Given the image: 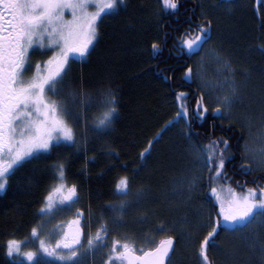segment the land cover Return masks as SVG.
Listing matches in <instances>:
<instances>
[{
    "label": "trees",
    "instance_id": "trees-1",
    "mask_svg": "<svg viewBox=\"0 0 264 264\" xmlns=\"http://www.w3.org/2000/svg\"><path fill=\"white\" fill-rule=\"evenodd\" d=\"M226 12L232 14L228 16ZM207 20L211 21L207 45L236 57L242 51H250V58L260 67L264 65V52L257 50L258 46L264 47V3L257 0H179L175 11L162 10L161 0H125L119 14L102 16L91 55L83 61L74 60L60 86L63 95L80 91L85 94L83 98L77 96L74 115L69 119L79 151L77 146L54 149L25 163L10 176L6 191L0 193V264H23L7 255V242L27 241L31 237L32 227L40 223L38 213L45 197L59 180L57 165L61 163L65 165L63 182L77 187L79 201L75 209L85 214V223L91 215V227L85 229L91 234L100 222L109 225V234H115V213L108 205L122 201L129 205L135 194L155 193L161 178L176 171L187 143L198 147L210 139H228L229 155L223 176L213 186L240 191L264 187V171L241 167L245 163L242 125L225 122L210 109L204 120L190 116V129L184 119L165 127L177 111L175 92H189L192 108L193 97L200 95L193 74L189 83L183 79L186 67L193 69L200 49H182L181 39L188 38L184 33L190 25L206 24ZM153 42L160 45L158 53L152 52ZM108 89L116 97L117 112L109 128L97 131L98 119L106 111L103 93ZM162 130L159 142L153 143L150 154L142 159L140 153ZM208 175L207 172L203 187L210 193ZM121 177L129 179L127 197L116 193L115 185ZM205 197L210 203L211 198ZM210 207L214 219L217 206L212 202ZM139 215H145V211ZM225 237L221 231L215 247L208 250L213 264L219 263V245L226 246ZM173 241V253L177 255L182 250L180 238L175 236Z\"/></svg>",
    "mask_w": 264,
    "mask_h": 264
},
{
    "label": "snow or ice",
    "instance_id": "snow-or-ice-1",
    "mask_svg": "<svg viewBox=\"0 0 264 264\" xmlns=\"http://www.w3.org/2000/svg\"><path fill=\"white\" fill-rule=\"evenodd\" d=\"M257 2L264 3V0ZM161 3L164 11H175L179 7V0H161ZM124 4L125 0H0V193L6 191L10 176L25 163L38 160L42 154L61 147L77 146L79 151L69 119L74 115L72 108L76 106L77 96L83 98L85 94L80 91L63 95L60 86L70 71L73 58L83 61L91 55L99 35L102 14H119ZM66 13L70 18H66ZM210 27V20L206 24L190 25L184 33V37L188 38L181 39V48L189 52L202 48L210 39ZM192 33L196 34L190 35ZM151 49L153 53H158L159 43L153 42ZM49 51L52 55L47 60L33 62V55H46ZM223 64L228 75L218 85L224 88L227 84V93L217 96V106L211 109L212 114L222 120L231 115L233 105L239 100L232 79L234 69L228 61ZM192 74V67H186L185 83L191 81ZM103 96L102 104L106 111L98 119L97 131L109 128L117 112L116 97L112 91L106 90ZM189 96L186 91L174 93L177 111L175 117L167 121L166 128L184 119L190 129V116L200 120L207 118L210 108L203 89L200 95L193 97L194 108L188 103ZM162 132L148 142L149 146L140 153L142 159L150 154L153 143L159 142ZM229 147L228 139L219 137L194 149L199 168L201 171L206 169L209 174L211 193L216 196L219 205L216 219L209 217L210 230L199 241L197 264H213L207 253L215 247L216 237L221 231H243L257 217L264 220V187L248 188L240 194L229 188L228 195L222 199L213 186L223 176ZM244 152L246 162L241 164L242 168L251 171L252 165L256 164L264 169V149L251 152L246 145ZM57 172L58 178L63 181L65 165H57ZM195 182V179L189 181V190ZM115 189L118 195L127 197L129 179L119 178ZM54 191L62 194L58 203L50 192L38 213L40 223L31 229V237L37 242L34 249L22 251L28 246L26 241L9 240V257L20 256L24 264H86L88 254L108 247L105 241L109 225L100 222L94 235L86 232L85 229L91 227V215L85 223L84 213L78 208L73 219L52 224L58 212L71 211L79 201L76 185L67 187L61 183ZM108 207L115 213L113 226L122 227L120 220L129 205L122 201L119 205L110 204ZM167 230L163 224L157 229L159 232ZM149 244L146 250L137 248L134 242L113 240L103 264H165L166 259L171 264L170 252L174 251L172 237ZM250 247L259 253L260 264H264V240L253 242Z\"/></svg>",
    "mask_w": 264,
    "mask_h": 264
},
{
    "label": "rangeland",
    "instance_id": "rangeland-1",
    "mask_svg": "<svg viewBox=\"0 0 264 264\" xmlns=\"http://www.w3.org/2000/svg\"><path fill=\"white\" fill-rule=\"evenodd\" d=\"M226 13L228 16L232 14V12ZM65 15L66 18H70L68 13ZM257 50L264 52V47L258 46ZM249 52L242 51L240 56L236 57L222 48L207 45L206 42L200 48L193 67V78L198 92L201 94V89H203V94L208 100L210 109L217 106V96H223L227 93V84L224 85V88L218 85V82H224L225 76L228 75L223 62L228 61L230 67L234 69L232 79H234V86L239 100L233 105L231 115L225 117L223 121L235 122L243 126L245 130L242 144L243 160L246 145L251 152L264 149V65L260 67L261 64H256L250 58ZM51 55V51L47 52L46 55H33L32 60L33 62L47 60ZM73 59L81 60L78 57ZM185 148L186 150L181 153L179 162L176 165V171L170 176L167 175V177L161 178L160 186L154 191L155 193L149 196H147L148 193L146 196L138 193L139 198L138 194L134 195V202L129 204L128 210L120 220L122 227L116 228V233L109 234L108 239L105 241L108 244V247H105L107 250L101 248L94 254H88L86 264H103L107 260V253L113 240L118 239L122 243L129 242L130 244L134 242L137 248L147 250L150 246L149 242L158 243L162 239L175 238V236L180 238L182 250L177 255L172 254L171 264H197L199 241L210 230L208 227L209 217L212 218L210 204L213 202L217 206V211L219 205L216 196L211 192H206L203 187L207 170L201 171L199 168V162L196 160L194 151L196 146L187 143ZM251 152L249 155H251ZM244 162L246 161L244 160ZM252 171H264V169L253 164ZM192 179H195L196 182L189 190V181ZM61 183L65 184L59 179L50 191L53 200L57 203L62 194L57 193L54 189ZM215 187L222 199L228 195L227 189L231 188L222 185ZM221 188L224 189L223 192L220 191ZM247 189L244 191L233 190L240 194L246 192ZM205 195L209 197H205ZM204 197L211 198V202L205 201ZM143 210L145 215L140 216L139 212ZM75 212V207L71 211L58 212L52 219V224L73 219ZM156 222L158 226H155ZM162 224L167 226V231H157ZM224 234H226V246L219 245L221 256L218 264H260L259 253L254 252L250 245L253 242L264 240V220L257 217L247 229L235 233L224 231ZM109 237H112V239H109ZM26 242L28 246L23 248L22 251L33 250L37 243L32 237ZM84 243L87 246L86 239ZM10 258L24 264L20 256Z\"/></svg>",
    "mask_w": 264,
    "mask_h": 264
},
{
    "label": "water",
    "instance_id": "water-1",
    "mask_svg": "<svg viewBox=\"0 0 264 264\" xmlns=\"http://www.w3.org/2000/svg\"><path fill=\"white\" fill-rule=\"evenodd\" d=\"M174 248H175V245H174ZM173 252H174V251L170 252V258H171V256H172ZM167 263H168V260L166 259L165 264H167Z\"/></svg>",
    "mask_w": 264,
    "mask_h": 264
},
{
    "label": "bare ground",
    "instance_id": "bare-ground-1",
    "mask_svg": "<svg viewBox=\"0 0 264 264\" xmlns=\"http://www.w3.org/2000/svg\"><path fill=\"white\" fill-rule=\"evenodd\" d=\"M250 18V17H249ZM226 173V172H225ZM233 176V175H232ZM257 184V183H256ZM261 184V183H260ZM221 249V248H220Z\"/></svg>",
    "mask_w": 264,
    "mask_h": 264
}]
</instances>
